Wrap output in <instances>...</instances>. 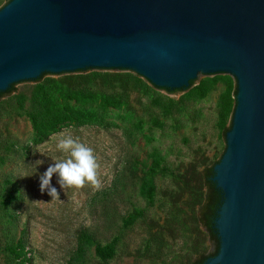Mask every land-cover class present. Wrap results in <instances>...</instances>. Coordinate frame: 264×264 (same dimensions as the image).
I'll list each match as a JSON object with an SVG mask.
<instances>
[{"label":"rangeland","instance_id":"obj_1","mask_svg":"<svg viewBox=\"0 0 264 264\" xmlns=\"http://www.w3.org/2000/svg\"><path fill=\"white\" fill-rule=\"evenodd\" d=\"M8 1L0 0V9ZM93 73L120 76L89 85L119 97L120 105L102 112L100 125L60 126L39 145L26 114L36 83L0 98V264H72L82 232L91 243L78 264H192L215 253L216 240L197 221V200L203 171L226 147L232 114L222 122L219 106L228 82H216L198 99L188 94L208 75L171 92L131 70L80 74ZM65 76L75 75L42 80ZM149 181L151 203L144 191ZM19 239L25 258L12 260L6 247ZM108 244L114 256L102 261L95 248Z\"/></svg>","mask_w":264,"mask_h":264},{"label":"water","instance_id":"obj_2","mask_svg":"<svg viewBox=\"0 0 264 264\" xmlns=\"http://www.w3.org/2000/svg\"><path fill=\"white\" fill-rule=\"evenodd\" d=\"M88 70H131L171 92L202 75L235 79L211 178L222 195L218 251L201 264H264V0H9L0 9V92Z\"/></svg>","mask_w":264,"mask_h":264},{"label":"trees","instance_id":"obj_3","mask_svg":"<svg viewBox=\"0 0 264 264\" xmlns=\"http://www.w3.org/2000/svg\"><path fill=\"white\" fill-rule=\"evenodd\" d=\"M44 75H42L43 77ZM42 77L36 79V86L30 100V110L26 113L27 118L31 124L33 137L32 143L39 145L55 132L60 126L73 125L81 126L83 124L103 123L102 112L108 108H116L120 105L121 99L113 95H101L90 91L89 85L101 80L104 83L111 84L119 81L120 76H114L107 73H93V74H79L75 76H65L58 79L48 78L42 80ZM218 81L228 82V88L220 96L219 116L222 122H225L227 117L233 113L235 106L236 90H231L230 80L228 77H216L213 79H206L199 85L195 86L189 92L188 96L201 99L206 96L209 88ZM194 82L191 81L190 85ZM169 91L168 89H165ZM183 90V89H178ZM14 92V84H12L6 91L0 92V98ZM176 92V91H174ZM79 104H97V107H74L70 102ZM157 103V101H156ZM230 129L227 128L226 132ZM220 160V159H219ZM216 161L213 166L206 168L202 173L201 190L204 189L203 194L197 200L198 217L197 221L205 229L207 234L213 240H216L218 251L217 233L214 229V219L217 217V211L222 202V195L215 183L211 180L214 175L213 167L217 164ZM158 161H154L152 171L158 168ZM200 190V191H201ZM145 196L151 203L153 201L154 185L151 181L145 185ZM91 243L90 235L86 232L80 233L78 237L77 248L74 257L71 260L72 264H78L80 258L83 256L87 246ZM8 257L12 260L25 258V245L21 239L15 245L6 247ZM96 255L102 261H108L114 256L113 244H108L104 247L95 248ZM209 256H201L192 264H201Z\"/></svg>","mask_w":264,"mask_h":264},{"label":"flooded vegetation","instance_id":"obj_4","mask_svg":"<svg viewBox=\"0 0 264 264\" xmlns=\"http://www.w3.org/2000/svg\"><path fill=\"white\" fill-rule=\"evenodd\" d=\"M215 255V254H214ZM214 255H212V256H214Z\"/></svg>","mask_w":264,"mask_h":264}]
</instances>
